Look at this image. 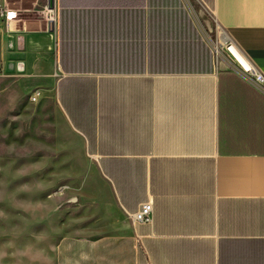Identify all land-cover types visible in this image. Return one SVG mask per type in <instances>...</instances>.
Listing matches in <instances>:
<instances>
[{"label":"crops","instance_id":"1","mask_svg":"<svg viewBox=\"0 0 264 264\" xmlns=\"http://www.w3.org/2000/svg\"><path fill=\"white\" fill-rule=\"evenodd\" d=\"M199 1L216 31L188 0H0V66L50 85L123 214L153 203L55 264H264V91L212 41L264 76V0Z\"/></svg>","mask_w":264,"mask_h":264},{"label":"rangeland","instance_id":"2","mask_svg":"<svg viewBox=\"0 0 264 264\" xmlns=\"http://www.w3.org/2000/svg\"><path fill=\"white\" fill-rule=\"evenodd\" d=\"M190 1L199 21L213 28L210 12ZM36 90L41 96L33 102ZM130 223L58 110L50 85L9 77L1 65L0 264H55L62 238L120 236Z\"/></svg>","mask_w":264,"mask_h":264},{"label":"built area","instance_id":"3","mask_svg":"<svg viewBox=\"0 0 264 264\" xmlns=\"http://www.w3.org/2000/svg\"><path fill=\"white\" fill-rule=\"evenodd\" d=\"M199 4V0H195ZM190 6L192 8L193 5L190 0H188ZM201 3V2H200ZM46 12V19H47V25L50 30L55 28L57 17L55 10L53 8L46 7L45 9ZM0 17H3L6 19L7 22L15 21L17 18L16 13L14 12H5L3 9H0ZM214 44V42H213ZM214 46V45H213ZM218 42L216 43V47L214 46L216 55L218 58L223 57V55H226V60H228V63L232 64L235 68H237L239 71H241L247 78L248 80L255 86L259 87L264 91V76L257 73L256 71L253 70V68H250L249 70L245 69L243 66H241L238 61H235L236 56L234 55L235 51L232 46L226 47V51L222 52L221 50H217L218 48ZM236 52V51H235ZM224 55V56H225ZM41 96V91L36 90L33 95H32V101L37 102ZM152 215H153V203L152 201L144 203L141 205L139 211L133 215H131V218L134 222H139V223H151L152 221Z\"/></svg>","mask_w":264,"mask_h":264},{"label":"bare ground","instance_id":"4","mask_svg":"<svg viewBox=\"0 0 264 264\" xmlns=\"http://www.w3.org/2000/svg\"><path fill=\"white\" fill-rule=\"evenodd\" d=\"M217 50H220V47L218 46ZM238 51V50H237ZM234 55L236 56L235 61H238V63L243 66L245 69L249 70L251 68V65L248 63V61L245 59L242 54H238L237 52L233 51Z\"/></svg>","mask_w":264,"mask_h":264}]
</instances>
